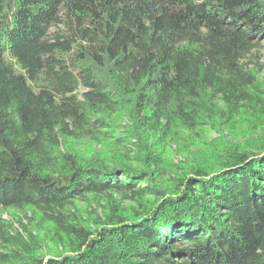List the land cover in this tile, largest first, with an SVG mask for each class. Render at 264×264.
Here are the masks:
<instances>
[{"label": "trees", "instance_id": "obj_1", "mask_svg": "<svg viewBox=\"0 0 264 264\" xmlns=\"http://www.w3.org/2000/svg\"><path fill=\"white\" fill-rule=\"evenodd\" d=\"M261 51L264 0H0V264H264Z\"/></svg>", "mask_w": 264, "mask_h": 264}, {"label": "rangeland", "instance_id": "obj_2", "mask_svg": "<svg viewBox=\"0 0 264 264\" xmlns=\"http://www.w3.org/2000/svg\"><path fill=\"white\" fill-rule=\"evenodd\" d=\"M261 54H264V51H261ZM261 56H260V58L262 60H264L263 59L264 58L263 57L264 55H261ZM261 74H262V78L264 80V71H262ZM239 135L242 136L241 133H239ZM227 136H230V135H227ZM218 137H219V133L210 132L207 135V137H206V139L208 141V146H210V144H212L211 142L217 140ZM230 137L231 138H235V137H232V136H230ZM245 137H243L242 139H244ZM173 149L174 150L172 151V153H170L169 156H170V158L173 159V161L175 163H181V162L185 163L186 162L188 164L190 158H193V157H196V156H201L204 153L203 151L200 150V147L199 146H196V147L192 148L193 149L192 152L191 153H186V155H184V154H181V155L180 154H177V150H175V146H173ZM188 156H190V157H188ZM185 157H186V161L184 159ZM78 205L80 207V210H82V212H84V214H87V212H86L87 210H96V209H97L98 212H103V210L101 208H98L97 205L96 206L95 205L89 206V203L87 201H85V200L79 201L78 202ZM5 217L9 218V215L6 214Z\"/></svg>", "mask_w": 264, "mask_h": 264}]
</instances>
